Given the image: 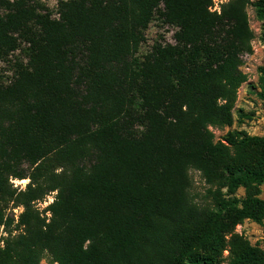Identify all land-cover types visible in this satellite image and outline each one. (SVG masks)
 Listing matches in <instances>:
<instances>
[{
	"label": "trees",
	"instance_id": "16d2710c",
	"mask_svg": "<svg viewBox=\"0 0 264 264\" xmlns=\"http://www.w3.org/2000/svg\"><path fill=\"white\" fill-rule=\"evenodd\" d=\"M211 5L0 0V264H264L237 231L264 225V136L213 131L234 123L264 0ZM157 19L174 44L141 55Z\"/></svg>",
	"mask_w": 264,
	"mask_h": 264
},
{
	"label": "rangeland",
	"instance_id": "374dc122",
	"mask_svg": "<svg viewBox=\"0 0 264 264\" xmlns=\"http://www.w3.org/2000/svg\"><path fill=\"white\" fill-rule=\"evenodd\" d=\"M49 8L50 12L57 17L58 3L61 0H38ZM256 1V0H253ZM248 17L250 27L256 35L252 43L253 54L243 58L241 70L246 74L248 81L239 89L238 101L234 110V123L231 127L213 129L217 138L225 136L229 131H243L251 136H264V102H262L256 93L260 90L259 79L260 69L264 68V41L262 38L263 22L256 17L253 7H249ZM174 28L164 24L160 19L153 21L146 32L147 42L140 50L141 55H146L152 50L157 42L174 44ZM256 86V89H253ZM191 179L190 196L196 204L208 207L211 200L208 191L212 188L203 179L201 173L194 168L189 170ZM16 187L25 188L28 180L13 181ZM53 193L42 201L38 207L40 210L46 209L53 202ZM238 196H244V191H238ZM261 198L264 199V185L262 186ZM237 231L243 234L252 244L260 243L264 247V225L256 224L252 221H245L238 226ZM6 237L3 229L0 228V246L1 238ZM41 264H54L50 256H45Z\"/></svg>",
	"mask_w": 264,
	"mask_h": 264
},
{
	"label": "built area",
	"instance_id": "2783aa9c",
	"mask_svg": "<svg viewBox=\"0 0 264 264\" xmlns=\"http://www.w3.org/2000/svg\"><path fill=\"white\" fill-rule=\"evenodd\" d=\"M230 0H212V5L209 10L212 13L221 14L222 7L227 4Z\"/></svg>",
	"mask_w": 264,
	"mask_h": 264
}]
</instances>
